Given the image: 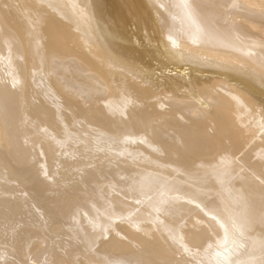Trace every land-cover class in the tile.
<instances>
[{"label":"bare ground","instance_id":"1","mask_svg":"<svg viewBox=\"0 0 264 264\" xmlns=\"http://www.w3.org/2000/svg\"><path fill=\"white\" fill-rule=\"evenodd\" d=\"M260 130L264 0H0V264H264Z\"/></svg>","mask_w":264,"mask_h":264},{"label":"rangeland","instance_id":"2","mask_svg":"<svg viewBox=\"0 0 264 264\" xmlns=\"http://www.w3.org/2000/svg\"><path fill=\"white\" fill-rule=\"evenodd\" d=\"M248 1L251 3L255 2L259 4V0H248ZM67 71H68V74H65L63 70L59 69L56 73L58 76L61 75L62 78L66 77L71 80L72 84H70L69 87H66V92L69 94V98L73 99L74 101L79 102L85 107H91L92 102L89 97L91 94L94 96H102L106 94L107 86L105 84H98L97 86V83L89 81L86 77L82 76L77 70H75L74 68H71V66L68 67ZM195 81H196L195 84L197 86L201 85V82H199L198 80H195ZM75 84H77L78 86H81V85L84 86V90H83L84 92L77 90L75 87ZM157 96H158V102H153L152 100H148V101H145L143 104L144 108H146V110L148 111L147 112L148 118L149 117H152V118L159 117V116L163 117V115H167V116H173L177 121L181 123L189 122L190 114L187 113L185 109L181 108V109L175 110L169 104L171 93L160 92L158 93ZM199 97L200 96L198 97L193 96L192 93H187L184 98L185 100H188L191 102L190 104L192 105L191 107H195L197 109H200V108H203L209 105L207 103L208 100H204V97L202 99ZM206 130H208V132L212 131L210 128ZM263 132H264L263 130L258 131L256 135L250 141L246 142L245 144L243 143L244 146L241 149V152L238 154V156H240L242 152L247 150V148L251 145L253 141L261 140L260 136L263 134ZM154 146H156V143H153V147ZM50 163H51L50 168H49L50 171H54L60 168V163L58 162V160H55L54 162L50 161ZM237 163L240 166H242L241 169L246 167L245 163L241 159H237ZM47 171L49 172L48 169ZM91 192H90V196H93L94 191H91Z\"/></svg>","mask_w":264,"mask_h":264}]
</instances>
